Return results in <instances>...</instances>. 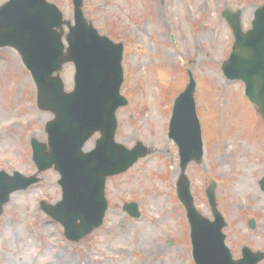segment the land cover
Masks as SVG:
<instances>
[{
	"label": "rangeland",
	"instance_id": "obj_1",
	"mask_svg": "<svg viewBox=\"0 0 264 264\" xmlns=\"http://www.w3.org/2000/svg\"><path fill=\"white\" fill-rule=\"evenodd\" d=\"M47 1L74 22L72 0ZM83 1L85 17L98 32L124 44L121 93L129 105L117 112L116 140L129 150L141 142L150 154L108 179L104 224L79 242L67 240L60 223L40 208L41 200L54 204L62 198L54 169L43 172L40 183L13 193L0 216V264H60L70 258L78 264H195L186 209L176 193L178 147L168 137L174 100L190 73L197 83L196 111L205 149L203 163L192 162L186 170L195 205L212 219L205 189L216 181L218 207L227 221L226 244L234 257L242 256L244 246L264 252V191L259 185L264 177V120L246 96L245 84L222 73L234 44L222 11L241 10L247 30L264 0ZM74 73L71 63L61 73L67 91L73 89ZM36 94L19 53L0 48V171L10 175L36 173L31 139H48L45 125L54 115L38 109ZM99 136L87 142L86 150L94 148ZM242 146L249 148L246 154ZM126 202L138 204L139 218L123 210ZM140 240L147 247L158 243L165 251L144 253L137 245Z\"/></svg>",
	"mask_w": 264,
	"mask_h": 264
},
{
	"label": "water",
	"instance_id": "obj_2",
	"mask_svg": "<svg viewBox=\"0 0 264 264\" xmlns=\"http://www.w3.org/2000/svg\"><path fill=\"white\" fill-rule=\"evenodd\" d=\"M74 5V25L46 0H9L0 6V47H12L20 53L36 84L38 108L55 116L45 127L47 143L32 140L38 172L29 177L19 172H0V215L12 193L39 183L38 175L54 167L61 175L63 198L56 204L42 201L41 209L65 227L68 239L79 241L104 221L107 178L127 171L150 150L141 142L129 150L115 140L116 112L128 104L121 94L124 45L99 34L84 16L83 0H74ZM223 16L235 36L223 72L229 79L245 82L247 95L264 118V5L256 9L252 28L246 32L242 29L241 11H224ZM67 63L75 65V85L70 92L65 91L61 77ZM195 90L196 82L190 76L175 101L170 132L179 147L178 195L191 225L195 262L257 264L264 259L263 252H253L245 246L243 257L235 259L227 247L223 232L227 223L217 207L215 183L206 190L215 219L204 217L196 209L186 175L188 165L192 161L202 163L204 155ZM96 132L101 136L95 147L85 151L87 141ZM260 186L264 191V178ZM124 210L133 217L140 216L136 203H126ZM255 226L252 220L250 227Z\"/></svg>",
	"mask_w": 264,
	"mask_h": 264
},
{
	"label": "bare ground",
	"instance_id": "obj_3",
	"mask_svg": "<svg viewBox=\"0 0 264 264\" xmlns=\"http://www.w3.org/2000/svg\"><path fill=\"white\" fill-rule=\"evenodd\" d=\"M171 16L167 17V19H170ZM227 149V147H226ZM249 148L247 146H242L241 153L246 154L248 152ZM144 241V240H143ZM142 240L139 241L137 244L139 248L144 249V253L147 252L148 254L151 253L150 251H154L157 253H163L165 251V248H163L160 244L156 243L154 245H149V247L146 246V244ZM119 249L117 247L113 248V251H118ZM29 264V263H28ZM56 264V263H55ZM60 264H78L74 258H70L67 261L60 262Z\"/></svg>",
	"mask_w": 264,
	"mask_h": 264
}]
</instances>
